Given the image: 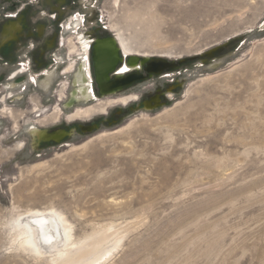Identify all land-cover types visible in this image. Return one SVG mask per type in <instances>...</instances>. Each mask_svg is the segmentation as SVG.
Segmentation results:
<instances>
[{
    "label": "rangeland",
    "instance_id": "374dc122",
    "mask_svg": "<svg viewBox=\"0 0 264 264\" xmlns=\"http://www.w3.org/2000/svg\"><path fill=\"white\" fill-rule=\"evenodd\" d=\"M13 24L45 33L0 46V264H53L17 234L35 211L65 222L68 258L102 240L98 264H264V0H0ZM106 37L176 67L63 110ZM31 126L72 135L35 146Z\"/></svg>",
    "mask_w": 264,
    "mask_h": 264
},
{
    "label": "bare ground",
    "instance_id": "6f19581e",
    "mask_svg": "<svg viewBox=\"0 0 264 264\" xmlns=\"http://www.w3.org/2000/svg\"><path fill=\"white\" fill-rule=\"evenodd\" d=\"M121 46L124 51V54L126 55L131 54V51H129L122 42H121ZM87 61H88V55H87ZM122 63H123V59H122ZM82 75H83V71L82 69H80L79 73L75 76V85L76 84L79 85L78 90L80 94L78 98L81 97L80 100L77 101L78 103L87 100V95L85 94L86 86L82 83ZM153 99L147 101L144 104L145 110H151V109L154 110L158 107V105L152 106ZM94 101H97V99ZM82 128H83L82 132L84 133H89L94 130V128H87L84 126H82ZM66 135L62 132L55 131V133L47 134V136L45 135V133H43V135H40L39 138L47 141L53 140L55 142H59ZM32 136H33V144L35 145L36 143H38L36 142V135L32 134ZM16 227H18V233H17L18 236L23 237V242L26 245H28V247L30 246L32 248H35V251L41 257H48L55 259L53 260V264H98L111 253L110 252L111 249L115 248V246L112 245V247H108L106 249H101L100 251H97L96 247H98L102 243L101 242L102 240H100L99 238L100 241H96L95 243L90 244L88 248L80 249L78 252L74 253L71 257L68 258L69 251L73 249V248L70 249V247L72 246L68 244L69 241L68 228L65 222L61 220L59 216H57L55 213L52 212L35 211L29 213V215L27 216L24 217L21 216L17 221Z\"/></svg>",
    "mask_w": 264,
    "mask_h": 264
},
{
    "label": "water",
    "instance_id": "95a60500",
    "mask_svg": "<svg viewBox=\"0 0 264 264\" xmlns=\"http://www.w3.org/2000/svg\"><path fill=\"white\" fill-rule=\"evenodd\" d=\"M91 50L92 59L90 67L93 72L92 81L96 86L95 90L98 97L119 92L136 82L145 81L152 76L160 75L162 72L176 67L175 61L160 58L142 59L138 56H132L126 60V64L133 67V69L130 72L119 75V67L122 64V53L114 37L95 40L91 46ZM86 127L94 128L91 126Z\"/></svg>",
    "mask_w": 264,
    "mask_h": 264
},
{
    "label": "flooded vegetation",
    "instance_id": "af4514ba",
    "mask_svg": "<svg viewBox=\"0 0 264 264\" xmlns=\"http://www.w3.org/2000/svg\"><path fill=\"white\" fill-rule=\"evenodd\" d=\"M18 26H19V24L18 25L17 24H13L11 26H6V27L2 28V31H0V38L2 37V39L0 41L1 48L6 47L7 45L15 44L16 41H20V39H22V38H30V37H33L34 36L36 38L42 39L44 37V33H45L44 28H43L44 31H40L39 30V27H38L37 29H35L34 31H32L30 33V35L23 36V35H20L21 32H22V30H20L19 29L20 26L19 27ZM60 41L62 42L61 45H60ZM94 41L95 40H93L91 42V44H90V42H88L89 44H87L85 46V47H87V50H88L89 45H90L89 52H88V55L90 54V60L92 59L91 46H92V44H93ZM116 41L118 42L117 39H116ZM57 44H58L59 47H63L64 46L63 39L62 40H59V42ZM118 44L120 45V43H118ZM120 49H121V46H120ZM121 51H122V49H121ZM122 53H123L124 58H127L128 57V55H125L123 51H122ZM24 63L27 64V66H24ZM19 66L21 67L20 70H22V72H20V70L19 71L17 70L16 73L14 72L13 73L14 76L12 77V79H15L16 76H18L20 74L21 75H23V74H26L27 75L28 74V71L30 69V68H28L29 67V63L28 62L26 63V62L23 61V62L19 63ZM80 69H82V71H83L82 83L86 86L85 94L87 95V100L78 103L77 101L80 100L81 97L78 98V96L80 94L79 93V90H78L79 85L78 84L75 85V76L79 73V70ZM132 69H133V67H130L129 65L126 64V62H123L122 63V68L119 69V73L118 74L121 75V74L130 72ZM90 71L91 70H90V67L88 65L87 57L85 59H83L82 63L77 64L73 68V70L70 71L69 92L67 93V97H66V101H65V106L62 108L63 110H65V111H72L73 112L78 107H80L81 105H84L86 103H92V102H94V100L97 99L95 97L93 91H92V82H93L92 80H93V78H92V71L91 72ZM50 75H51V72H49V71L46 72V79H48L50 77ZM30 77H31V75L28 74V82H30ZM39 78H40V80H39L40 82L43 81V80H41V79H43V78H41V76ZM46 79H45V81H46ZM14 81L15 80H13V82L9 83V84H13V85H10L8 87V89H11V90L15 89L16 85L14 84ZM30 83H32V82H30ZM116 93H114V94H116ZM19 99H16V100H19ZM72 99H73V101H72ZM157 102H158V97H155L153 99L152 106L153 105H156L157 106ZM147 111H150V110H147ZM75 114L78 116V113H75ZM32 129H34V130H32ZM56 132H62L65 135L66 134L67 135L63 139H61L59 142H55L53 140H48L47 141V140H44V139H40L39 136L40 135H43V133H45V135L47 136V134L55 133V131L54 132H49L47 130L39 129V128L35 127V126H31L30 128H28L27 134L32 139H33L32 134H35L36 135V142H38V144L39 143H52V142H54L56 144H60L64 140H66L67 138H70L71 135H72L71 132H68L66 130H58Z\"/></svg>",
    "mask_w": 264,
    "mask_h": 264
},
{
    "label": "built area",
    "instance_id": "2783aa9c",
    "mask_svg": "<svg viewBox=\"0 0 264 264\" xmlns=\"http://www.w3.org/2000/svg\"><path fill=\"white\" fill-rule=\"evenodd\" d=\"M62 44V42L60 41V45Z\"/></svg>",
    "mask_w": 264,
    "mask_h": 264
},
{
    "label": "trees",
    "instance_id": "16d2710c",
    "mask_svg": "<svg viewBox=\"0 0 264 264\" xmlns=\"http://www.w3.org/2000/svg\"><path fill=\"white\" fill-rule=\"evenodd\" d=\"M91 62V61H90ZM92 76H93V72H92Z\"/></svg>",
    "mask_w": 264,
    "mask_h": 264
}]
</instances>
